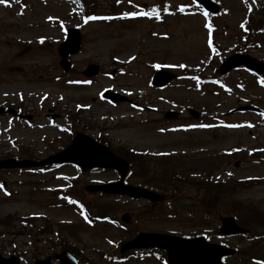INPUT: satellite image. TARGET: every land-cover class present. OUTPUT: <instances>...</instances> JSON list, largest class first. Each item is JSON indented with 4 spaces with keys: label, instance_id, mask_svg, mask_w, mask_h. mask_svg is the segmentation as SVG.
Segmentation results:
<instances>
[{
    "label": "rangeland",
    "instance_id": "rangeland-1",
    "mask_svg": "<svg viewBox=\"0 0 264 264\" xmlns=\"http://www.w3.org/2000/svg\"><path fill=\"white\" fill-rule=\"evenodd\" d=\"M213 1L220 12L207 18L189 0H86L87 14H95L89 21L80 19L74 0L0 3V106L30 115V101L45 99L46 108L75 116L83 127L80 131L93 138L100 133L112 152L130 162L129 185L153 187L165 197L163 203L152 205L84 190L88 184L116 180L110 170L80 174L67 166L51 172L0 171L3 256H21L20 264H33L34 258L53 257L62 247L76 253L81 264H164L153 255L112 259L119 256L117 245L132 239L136 231L192 236L217 230L220 216H233L257 240H228L239 249L229 264H252L251 259L262 263L264 84L244 70L219 76L217 67L237 51L264 62V31L244 40L243 28L251 16V24L263 18L258 26L264 29V5L256 14L252 0ZM153 5L156 17L149 13ZM119 10L127 16L111 15ZM72 27L80 29L81 45L77 55L68 57L71 69L65 73L56 48ZM88 64L98 65L99 73L87 80L82 72ZM158 68L177 75L162 90L150 84ZM106 89L131 95L137 110L102 101L99 96ZM240 106H253L261 113L231 112ZM188 110L196 111L198 118ZM170 111L178 116L167 120ZM43 122L44 115H38L35 123ZM68 140L71 137L54 129L30 130V120L0 117V159H42ZM129 149L172 156H136ZM64 177L74 180V196L112 213L100 214L119 222L126 214L130 222L86 224L79 209L50 192L68 186ZM209 204L217 208L206 217L200 206ZM187 206L197 215L188 213ZM211 242L219 240L212 235Z\"/></svg>",
    "mask_w": 264,
    "mask_h": 264
},
{
    "label": "water",
    "instance_id": "water-1",
    "mask_svg": "<svg viewBox=\"0 0 264 264\" xmlns=\"http://www.w3.org/2000/svg\"><path fill=\"white\" fill-rule=\"evenodd\" d=\"M204 8L212 13H216L218 8L211 3L209 0H195ZM80 45V37L78 30L70 29L67 31L66 40L60 44L58 54L62 57L60 62L61 67L68 71L70 64L66 61V57L71 54H76ZM243 66L250 69L257 74L264 77V64L252 59L245 55H232L228 57L220 66L219 72L226 74L228 71ZM98 67L95 65H89L84 71V75L91 77L97 73ZM173 78V75L159 71L155 74L152 81L157 86H164ZM106 98L116 102L118 98L112 93L106 92ZM254 111L255 109L250 107H241L236 111ZM14 114L12 110H4L0 108V115L2 114ZM76 162L83 169L87 170L93 167L111 168L120 173L121 179L114 184L100 185L90 187L91 191H102L107 194H120L128 195L132 198H148L151 200H159L160 198L153 193L147 192L143 189L123 186L122 179L127 172L128 164L108 152L106 148L99 146L92 140L78 135L74 138L71 146L66 149L59 156H54L40 163H32L28 160L16 162L12 160L0 162V168H12V167H33L41 166L53 162ZM126 221V219H124ZM223 232L224 233H240L242 229L237 228L234 225L232 219H224ZM147 247H158L164 249L167 252V259L170 264H221L220 258L228 255L231 252L227 249L219 246H212L199 242V240L191 241L178 239L172 236L156 235V234H140L132 241L122 246L121 252L131 248H147ZM61 264H76L69 256L68 253H63L59 256ZM16 263V260H12ZM0 264H13L8 263L7 260L0 258ZM36 264H49V260H44Z\"/></svg>",
    "mask_w": 264,
    "mask_h": 264
},
{
    "label": "flooded vegetation",
    "instance_id": "flooded-vegetation-1",
    "mask_svg": "<svg viewBox=\"0 0 264 264\" xmlns=\"http://www.w3.org/2000/svg\"><path fill=\"white\" fill-rule=\"evenodd\" d=\"M39 102H40V99H39ZM31 107H32V108H39V104H38V105H31V104H30V108H31ZM33 115H34V114L32 113V116H33Z\"/></svg>",
    "mask_w": 264,
    "mask_h": 264
},
{
    "label": "snow or ice",
    "instance_id": "snow-or-ice-1",
    "mask_svg": "<svg viewBox=\"0 0 264 264\" xmlns=\"http://www.w3.org/2000/svg\"><path fill=\"white\" fill-rule=\"evenodd\" d=\"M4 2V0H0V3H3Z\"/></svg>",
    "mask_w": 264,
    "mask_h": 264
}]
</instances>
